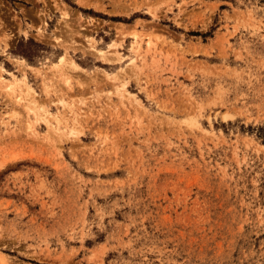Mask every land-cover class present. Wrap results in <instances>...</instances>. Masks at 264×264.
Instances as JSON below:
<instances>
[{
	"label": "rangeland",
	"instance_id": "374dc122",
	"mask_svg": "<svg viewBox=\"0 0 264 264\" xmlns=\"http://www.w3.org/2000/svg\"><path fill=\"white\" fill-rule=\"evenodd\" d=\"M0 75V264H264V0H0Z\"/></svg>",
	"mask_w": 264,
	"mask_h": 264
},
{
	"label": "bare ground",
	"instance_id": "6f19581e",
	"mask_svg": "<svg viewBox=\"0 0 264 264\" xmlns=\"http://www.w3.org/2000/svg\"><path fill=\"white\" fill-rule=\"evenodd\" d=\"M114 45H115V43L112 44V46H114ZM102 52H103V51H102ZM100 53H101V52H100ZM100 55L102 56L103 53H101ZM104 55H105V54H104ZM63 57H64V56H61L60 59H62L63 62H64V59H65V58H63ZM123 58H124V57H123ZM121 59H122V57H118V60H121ZM116 60H117V59H116ZM122 60H123V59H122ZM122 60H121V61H122ZM59 61H60V60H59ZM128 61H129L128 59H127V60L125 59V60L122 62V65H124V66L126 67L127 64L130 63V62H128ZM60 62H61V61H60ZM70 63H71V61H70ZM123 63H124V64H123ZM122 65H121V68L124 67V66H122ZM2 70H3V69H2ZM3 71H4V70H3ZM2 80H3V77L0 75V83L2 82ZM4 83H5V82H4ZM67 84H68V83H67ZM11 85H12V83H11ZM11 85H9V84L6 83V85H5V87H4V88H6L5 91L8 90V91L12 92V91H13V88H12ZM3 86H4V85H3ZM4 88H3V90H4ZM27 91H28V90H27ZM121 91H122V90H121ZM10 92H9V93H10ZM29 93H30V92H29ZM45 93H46V92H45ZM10 94H11V93H10ZM26 96H27V95H26ZM26 96H25V98H26ZM31 96H32V93H31L30 97H31ZM121 96H122V95H121ZM6 97H7V96H6ZM121 98H122V97H121ZM127 98H128V97H127ZM127 98H126V99H127ZM17 99H18V98H17ZM17 99H16V101H17ZM26 100H28V99H26ZM26 102H27V101H26ZM31 102H32V101H31ZM54 103H55V102H54ZM79 103H80V102H79ZM37 104H38V103H37ZM28 110H29V111H30V110L32 111V108H31V109H30V108L27 109V111H28ZM35 112H36V111H35ZM10 115H11V114H10ZM12 115H13V114H12ZM46 116H48V117H47V118L44 117V119H43L42 121L45 120L46 124H47L48 126H51V127H52V126H53L52 123L55 122V121H52V120L55 119V116H54V115H51L50 113H47ZM36 119H38V118H36ZM77 119H78V118H77ZM39 120H40V119H39ZM55 120H56V122H58L57 118H56ZM40 121H41V120H40ZM27 125H28V124H27ZM72 127H73V126H72ZM52 129L55 130V131L58 130L55 126H53ZM72 130H74V129H72ZM10 131H11V130H10ZM74 131H75V130H74ZM34 132H35V131H34ZM70 133H71V132H70ZM74 133H75V132H74Z\"/></svg>",
	"mask_w": 264,
	"mask_h": 264
}]
</instances>
